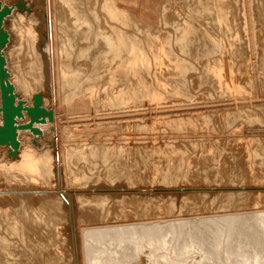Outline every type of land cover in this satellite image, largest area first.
<instances>
[{"label":"bare ground","instance_id":"bare-ground-1","mask_svg":"<svg viewBox=\"0 0 264 264\" xmlns=\"http://www.w3.org/2000/svg\"><path fill=\"white\" fill-rule=\"evenodd\" d=\"M195 1L200 6L193 12L176 9L172 0H47L45 6L44 0L7 3L13 8L3 22L8 41L2 54L16 64L10 67L9 78L15 89L24 92L29 84L22 75L30 74L39 84L31 91L33 101L40 95V108L52 110V115L33 123L37 133L18 130L19 147L12 153L8 145H0V167L4 168L0 172L11 173L15 179L19 176L29 193L28 208L17 195L10 196L12 192L0 188V194L9 193L0 198V219L6 222V236L0 232V260L5 259L4 263L15 264L10 261L13 253L7 235L21 236L25 228L34 236L42 225L56 227L63 218L62 225L68 229V264H264V183L244 188L218 186L215 190L222 196L218 202L225 197L226 206L214 204L182 218L179 205L177 209L166 203L165 210L161 209L150 188H134L141 176L128 169L131 163H142L155 173L160 164L166 171L158 176L162 173V181L170 184L193 172L194 165L213 162L215 153L205 151L207 143L231 138L230 143L236 140L246 149L247 169L264 173V148H257L255 135L247 137L249 131H245L256 120L250 112H264V80L258 75L249 78L240 70L249 78L247 87L234 74L231 61L221 63L227 54L220 34L230 37L233 57L238 56L236 42L240 39L230 25L228 2ZM251 15L242 28L248 50L257 53L259 36ZM24 47L28 67L22 71L14 59ZM196 83L199 89L194 92ZM42 86L48 98L40 91ZM21 99L27 102V97ZM221 118L228 137L220 125L210 123ZM28 121L16 119L17 124ZM181 146L188 148L182 150ZM238 164H244L242 158ZM77 176L83 180L82 188L63 186L62 177L75 182ZM101 177L114 188L89 182H99ZM122 179L127 188L121 191L116 180ZM164 188L152 190L180 195L176 186ZM197 189L204 197L211 194V187ZM35 193L40 194L35 197ZM247 193L256 194V199L232 207ZM180 200L187 203L185 197ZM59 245L55 246L58 259L63 257ZM41 248L49 257L51 250ZM50 263L55 264L54 260Z\"/></svg>","mask_w":264,"mask_h":264},{"label":"rangeland","instance_id":"rangeland-1","mask_svg":"<svg viewBox=\"0 0 264 264\" xmlns=\"http://www.w3.org/2000/svg\"><path fill=\"white\" fill-rule=\"evenodd\" d=\"M10 1H13V0H0V2H1V5H3V4H7V3H9ZM32 1V0H31ZM46 1L47 0H44V6H45V4H46ZM191 1L192 0H172V3H173V6H175V8L176 9H178V10H183L184 12L186 11H189V10H192L191 12H193V11H195L194 9H198L199 8V6H200V4L198 3V2H196L195 0H193V2L191 3ZM204 2H211L212 0H203ZM226 1V3L227 4H229L228 5V16H229V19H230V25H231V27H232V29L237 33V35L240 37V39H238L239 41H237L236 42V53H238L237 55L239 56H232V47H230L229 46V42H228V40L230 39V37H228V36H226V35H224V33H219L220 34V38L223 40V47H222V50H224V52L227 54V57L226 58H222V60L223 61H221V63H223L224 65L225 64H228L230 61V63H229V65H231V66H233V70H235L234 71V74H235V72H236V76H238L239 77V80H240V82L241 81H243L244 82V84L246 83V85L245 86H249L248 85V83H247V80H249V78H251V75H252V77L254 76V75H256V77H257V75H258V78H259V80H260V78L262 79V80H264V55L262 54V53H264L263 52V50H264V28H263V26H264V0H225ZM242 1V2H241ZM3 2V3H2ZM245 3V4H244ZM244 4V5H243ZM8 5V4H7ZM196 6H198L197 8H196ZM245 8H244V7ZM243 7V8H242ZM249 7V8H248ZM245 9V10H244ZM199 10V9H198ZM44 11H45V7H44ZM242 12V13H241ZM245 13V15H243L242 16V14H244ZM250 13V14H249ZM252 14V15H251ZM251 15V21H252V24H254L253 26V28H254V30L257 32V34H258V36L259 37H257V38H259V39H257L258 40V43L260 44H257V48H255V50H256V52L257 53H255V51L254 50H248V43L246 42L247 41V36H245V34L243 33L244 31V27H245V22L247 21L246 19L249 17ZM245 17V18H244ZM234 19V20H233ZM244 19H245V22H244ZM259 20V21H258ZM261 20V21H260ZM256 21H257V23H256ZM263 21V22H262ZM233 23V24H232ZM259 25V26H258ZM243 27V28H242ZM257 27V28H256ZM41 28V29H40ZM238 28V29H237ZM261 28H262V30H261ZM43 29V25L41 24V26L39 27V30H42ZM236 29V30H235ZM259 30H261V32H259ZM240 32V33H239ZM227 33V32H226ZM228 33H230V31L228 32ZM256 34V35H257ZM223 35V36H222ZM244 35V36H243ZM262 35V36H261ZM228 38V39H227ZM246 38V39H245ZM262 38V39H261ZM261 39V40H260ZM260 40V41H259ZM225 41L227 42V43H225ZM263 43H262V42ZM262 44H261V43ZM225 43V44H224ZM262 46V48H260L259 46ZM240 46V48H239V50H238V47ZM227 49H226V48ZM229 47V48H228ZM245 49H244V48ZM247 47V48H246ZM260 48V50H259V48ZM235 49V46L233 47V50ZM42 50L43 51H45V48H42ZM226 50V51H225ZM231 50V51H230ZM258 50V51H257ZM262 50V52H260ZM27 52V49L24 47V50H23V52L21 53V55H19L18 57H17V59H14V60H18V64L17 65H19L20 66V69L23 71V69H24V67L26 66V67H28L27 65H28V63H27V61H28V56L26 57V52ZM249 52H251V55L249 54ZM228 53H231V55L230 54H228ZM253 53V54H252ZM259 55H263V56H259ZM25 56V57H24ZM231 56V57H230ZM241 56V57H240ZM254 56H258L257 57V60H256V58L254 57ZM237 57V58H236ZM260 57V58H259ZM4 58H5V56H4ZM232 58V59H231ZM233 58H234V60H233ZM228 59V60H227ZM248 59V60H247ZM260 59V60H259ZM263 59V60H262ZM7 60V61H6ZM232 60H233V62H232ZM240 60V61H239ZM253 62H252V61ZM256 60V62H257V64H255L254 65V63H256V62H254ZM262 60V61H261ZM237 61V62H236ZM242 61V62H241ZM236 64H235V63ZM240 62V63H239ZM252 62V63H251ZM9 65H7V64ZM238 63V64H237ZM262 64H263V66H262ZM12 65V66H11ZM14 65H16V64H14ZM13 64H12V62H11V64H10V62H8V59L7 58H5V69H7V72L8 73H10V67H13L14 66ZM23 65V66H22ZM237 65V66H236ZM252 65V66H251ZM8 66V67H7ZM240 66V67H239ZM250 67V68H249ZM260 67V68H259ZM235 68H237V69H235ZM241 68V69H240ZM256 70H255V69ZM259 69H262L261 71H259ZM14 70V69H13ZM240 70L243 72V71H246V72H243L246 76H248L249 78H247L242 72H240ZM259 71L258 73L256 72V73H254L255 71ZM21 71V72H22ZM249 71V72H248ZM25 72V71H24ZM248 72V73H247ZM261 72V73H260ZM240 73V74H239ZM253 73V74H252ZM25 74V73H24ZM43 74V77H44V73H42ZM250 74V75H249ZM261 74V75H260ZM26 75V74H25ZM30 74H27L26 76H24L23 77V75H22V79L24 78V79H26L25 81H26V84H29V85H25L27 88H26V90L28 91V93H26L25 94V92H27V91H20V90H18V89H15L14 90V94L19 98V97H27V102H26V100H25V102H26V105H27V103H28V101H29V104L27 105V106H32V103H31V101L30 100H32L33 101V96H31V94H33L31 91H33V89H36V87H39V84H38V82L35 84V81L33 80V79H31L32 77H30L29 76ZM243 75V76H242ZM260 76V77H259ZM255 77V76H254ZM241 78V79H240ZM246 78V79H245ZM8 79H10L9 81H12V84L14 83V81L11 79V78H9L8 77ZM31 80V81H30ZM42 80H43V83L45 82V77L44 78H42ZM258 80V81H259ZM28 81V82H27ZM34 83V84H33ZM263 84H264V81H263ZM262 83H261V85H263ZM205 84H202V87L204 86ZM31 86V87H30ZM36 86V87H35ZM43 86H44V84H43ZM41 87V88H39L40 89V91H43L42 93H44V95H45V97H47L49 94H48V91L46 92L45 91V89H42V88H44V87ZM196 86V87H195ZM195 86H194V89H193V91L194 92H197V90L199 89L198 88V83H196L195 84ZM205 86H207V83H206V85ZM204 86V87H205ZM264 86V85H263ZM263 86H261L260 88H262ZM30 91H29V90ZM15 91H18V92H16V93H18V94H16L15 93ZM262 93L264 92V87L262 88ZM24 93V94H23ZM30 93V94H29ZM41 93V94H42ZM29 96H28V95ZM19 95V96H18ZM16 97V99L18 100V98ZM21 98H19V100L21 99ZM48 98V97H47ZM22 100V99H21ZM50 106H55V105H50ZM256 110V113H258V114H256L255 113V111H252V112H250V113H252V115L253 116H251V117H253V119H256L255 120V122H253V123H249L248 125H246V127H245V131L247 130V131H249V132H247L246 133V135H247V137H252V135H255V138H256V145H257V148H259V149H261V147L262 148H264V146H263V144H264V124H262L264 121V112L263 113H261V114H259L261 111L259 110V109H255ZM236 111V110H235ZM259 111V112H258ZM232 112H234V111H232ZM237 112V111H236ZM26 114V113H25ZM25 114H24V116H25ZM256 115V116H255ZM26 116H28L27 114H26ZM25 116V117H26ZM260 116V117H259ZM262 116V117H261ZM21 118L22 120H26V118L28 119L29 118V116L28 117H26V118ZM259 117V118H258ZM224 119H225V121H226V118L225 117H223ZM223 118H221L222 120H218L217 121V119H212V121H210V123H211V125H213V124H216V125H220V128H221V130H222V132L224 131V130H227V128L226 127H222V126H224L225 124L223 123L224 122V119ZM260 119V120H259ZM263 119V120H262ZM214 121V122H213ZM223 121V122H222ZM260 121V122H259ZM0 123H1V117H0ZM218 123V124H217ZM222 124V125H221ZM252 124V125H251ZM255 124H256V126H255ZM215 125V126H216ZM250 125V126H249ZM260 125V126H259ZM263 125V126H262ZM251 126H253V127H251ZM255 126V127H254ZM217 127V126H216ZM249 127V128H248ZM251 127V128H250ZM250 129V130H249ZM220 130V131H221ZM251 131V132H250ZM257 131V132H256ZM226 132V133H225ZM255 132V133H254ZM224 133V136H227L228 135V133H227V131H224L223 132ZM254 133V134H253ZM40 134V133H39ZM249 134V135H248ZM263 135V136H259V135ZM257 135V136H256ZM245 136V135H244ZM228 137V136H227ZM246 136L244 137V138H247ZM260 137V138H259ZM254 138V137H253ZM259 138V139H258ZM233 139V138H232ZM262 139H263V141H262ZM230 140H231V138H230ZM230 140H229V138H226L223 142L220 140V141H218L217 143H213V144H206V146H205V151L206 150H208V151H210V152H212V151H214V152H212V153H215L214 154V158H213V164L211 165V164H208V163H206V164H202L201 163V165H200V163L199 164H196V165H194V168L192 169L193 170V172H191V173H189V174H187L185 177H180L177 181H175V182H173V183H170V184H167V183H164L163 181H162V179L160 178L161 177V174L163 173V172H165L166 171V169H165V167H163V166H161L160 164H156L157 166H158V172H155V173H153L152 171H151V169L150 168H148V166H144V165H142V163L140 164V163H131L128 167V169H129V171L130 172H132L131 174H133V175H136V174H138L139 176H141L140 178H141V180L140 179H138V180H140L141 182H139L138 184H136V185H134V188L135 187H137V188H145V189H149V191L152 193V197H154L153 198V200H154V203L156 204V205H158V206H160L161 207V209H164V207L166 206V203H167V205H169V204H172L173 203V205L174 206H176L175 208H177L178 207V205H179V209L178 210H181L182 211V213H181V217L182 218H190V217H192V214L194 215V211H196L197 209L198 210H200L201 212L202 211H204V209L206 210V209H209V207L211 206H214V204L216 205V206H221V204H222V206L223 205H225L226 206V199H225V197L223 198V200H225V201H222V202H218V201H221V199H218V198H222V196L221 195H219V193H217L216 192V187H218V186H221V187H231V186H233V185H239V186H243L242 188H244L245 186H247V187H253V186H256V185H259V183L260 184H262V183H264V173H260V172H256V170H251L250 169V167H249V169H247L248 168V165H246L245 164V162H246V157L245 156H247V155H245V148H244V146H240V144H238V142H237V144H236V140H234V141H232V143H230ZM237 140H239V139H237ZM262 142H263V144H262ZM224 143V144H223ZM258 143V144H257ZM260 143H261V145H260ZM221 144V145H220ZM229 144V145H228ZM234 145L232 148H230V145ZM211 145H213L212 147H210ZM241 148H239V147ZM259 146V147H258ZM221 147V148H220ZM235 147V148H234ZM254 148H256V146H253ZM180 148H182V150H183V148H184V150H186V148H188V147H180ZM222 149V150H221ZM241 150V151H240ZM207 151V152H208ZM243 151V152H242ZM236 152V153H235ZM225 154V155H224ZM242 155V156H241ZM225 156V157H224ZM234 156V157H233ZM228 158V159H227ZM241 158L243 159V161H244V164L243 165H241V164H238L240 161H241ZM225 159V160H224ZM239 159V160H238ZM228 162H227V161ZM238 162H237V161ZM216 164H215V163ZM224 162V163H223ZM234 163V164H233ZM159 165L161 166L160 168H159ZM203 165V166H202ZM217 165V166H216ZM233 165V166H232ZM236 165V166H235ZM201 166H202V168H201ZM210 166V167H209ZM222 166V167H221ZM127 167V166H126ZM140 167H143V168H140ZM214 167H216V168H214ZM246 167V168H245ZM211 168H213V169H211ZM146 169V170H145ZM0 170H4V168L3 167H0ZM138 170V171H137ZM164 170V171H163ZM216 170V171H215ZM137 171V172H136ZM142 171V172H141ZM149 171V172H148ZM197 171V172H196ZM210 171V172H209ZM212 171V172H211ZM84 172V171H83ZM160 172H162L159 176H158V174L160 173ZM252 172V173H251ZM1 174H0V188H6V190H9V192H12V193H10V196H14V195H17L18 197H19V202H20V204L22 203V204H24L25 205V207L28 205V202H27V195L29 194V193H27L23 188H25V186L26 187H28L27 186V183H24V182H21L20 180H18V177L19 176H15L16 177V179L12 176L11 177V173H9L10 175H6V173L7 172H5V173H3V172H0ZM82 172L80 171V174H81ZM86 173V174H85ZM136 173V174H135ZM156 173H157V175H156ZM208 173H210L209 175H208ZM260 173V174H259ZM2 174H4V176L2 175ZM8 174V173H7ZM84 174L85 175H88L87 174V172L85 171L84 172ZM240 174V175H239ZM262 174V175H261ZM2 175V176H1ZM82 175V174H81ZM214 175V176H213ZM154 176H155V179H154ZM206 176V177H205ZM14 178V180L13 179H11V178ZM78 177V179L80 178V176H77ZM63 179H62V184H63V186H65V185H67L68 186V188H71V189H79V188H82L81 186V182H83V180H80L79 179V181L78 180H76L75 182L72 180L71 181V179H65V177H62ZM146 178V179H145ZM182 178V179H181ZM228 178V179H227ZM7 181H6V180ZM9 179V180H8ZM65 179V180H64ZM100 179H102L101 181H100ZM99 179V182L98 181H94L93 182V180H89V182L91 183V185H95V186H98V185H101V186H105L106 188H114V184H111V182L110 181H106V179L105 178H100ZM136 179V178H135ZM13 180V181H12ZM15 180H18V181H16L15 182ZM85 180V179H84ZM95 180V179H94ZM155 180V181H154ZM161 181V183H159L160 181ZM204 180V181H203ZM247 180V181H246ZM5 181H6V183L7 182H9V183H5ZM21 183H20V182ZM38 181V182H37ZM39 181L40 180H35V182H37V184L39 183ZM106 181V182H105ZM126 180L124 179H122L121 181L120 180H116V182H118L119 183V185H120V187H117V189H122V190H124L125 188H127L126 186V182H125ZM152 181H154L153 183H151ZM12 182V183H11ZM93 182V183H92ZM96 182V183H95ZM102 182V183H101ZM104 182V183H103ZM107 182H110V183H107ZM121 182V183H120ZM163 182V183H162ZM14 183H15V185H14ZM18 183V184H17ZM20 183V184H19ZM70 183H72V185L70 184ZM77 183V184H76ZM97 183H99V184H97ZM101 183V184H100ZM107 184V186H106V184ZM155 183V184H154ZM250 183V184H249ZM5 184V185H4ZM22 184H24V185H22ZM26 184V185H25ZM103 184V185H102ZM110 184V185H109ZM81 185V186H80ZM108 185H109V187H108ZM113 185V186H112ZM123 185V186H122ZM153 185V186H152ZM16 186H17V189H16ZM94 186V187H95ZM111 186V187H110ZM139 186V187H138ZM147 186V187H146ZM175 186H176V188H179V191L180 192H176V193H179L180 195L178 196V194L177 195H171L170 193L171 192H165V191H157L159 188L160 189H163L164 187L167 189V188H175ZM188 186V187H187ZM203 186H207V187H211V194L208 196V197H204V195L201 193V192H198V189L196 190V188H199V187H203ZM23 187V188H22ZM66 187V186H65ZM73 187V188H72ZM131 187H133V186H131ZM9 188V189H8ZM23 189L22 191L20 190V189ZM91 188V187H90ZM164 188V189H165ZM188 188H190L189 190L190 191H186V190H184L183 191V189H188ZM92 189H95V188H92ZM152 189H157V190H155V191H153ZM121 190V191H122ZM157 191V192H156ZM14 192V193H13ZM21 192V193H20ZM24 192V193H23ZM115 192H117L116 190H115ZM7 194H5V191H3V195H2V193L0 194V198H4V197H9V193L8 192H6ZM122 193V192H121ZM136 193V192H135ZM154 193V194H153ZM158 195H157V194ZM198 193V194H197ZM36 194V195H35ZM34 194V196L36 197L37 195H39V194H37V193H35ZM161 194V195H160ZM171 196H170V195ZM203 196H202V195ZM8 195V196H7ZM120 195H122V194H120ZM151 195V194H150ZM244 195V196H243ZM127 196H129V195H127ZM141 197V195H138V194H136V196L135 197ZM216 196V198H214ZM221 196V197H220ZM242 197V199H241V202L239 201V202H236L235 204H232L231 206L232 207H237V206H240V205H242L241 203L244 201V203L247 201V202H249V203H252L253 202V200L254 199H256V194H254V193H247V194H242L241 195ZM249 196V197H248ZM120 197V196H119ZM159 197V198H158ZM172 197V198H171ZM175 197V198H174ZM183 197H185L186 198V200H187V203H185V204H183L182 202H180L181 200L180 199H182ZM202 197V198H201ZM211 197V198H210ZM250 198V201H249V199L248 198ZM255 197V198H254ZM205 198H207V199H205ZM253 198V199H252ZM22 199V200H21ZM160 199V200H159ZM170 199H171V201H170ZM172 199H174V200H172ZM195 199V200H194ZM210 199V200H209ZM212 199H214L215 201H213V204L211 205L210 203H208L209 201L211 202V200ZM217 199V200H216ZM247 199V200H246ZM264 199V198H263ZM169 200V201H168ZM243 200V201H242ZM252 200V201H251ZM23 201H24V203H23ZM159 201V202H158ZM174 201V202H173ZM178 201H179V203H178ZM191 201V202H190ZM193 201V202H192ZM204 203H203V202ZM206 201V202H205ZM208 201V202H207ZM171 202V203H170ZM223 202H224V204H223ZM263 202V201H262ZM158 203V204H157ZM181 203V204H180ZM219 203V204H218ZM264 203V202H263ZM191 206H190V205ZM23 205V206H24ZM182 205H184V207L182 206ZM186 205V206H185ZM200 205V206H199ZM237 205V206H236ZM180 206L182 207L181 209H180ZM28 208H29V206H27ZM163 207V208H162ZM197 207V208H196ZM202 208V210H201V208ZM204 207H207V208H204ZM210 207V208H211ZM165 210V209H164ZM189 210L191 211V212H189ZM60 211V210H59ZM163 211V210H162ZM62 212V210L59 212V213H61ZM188 212V213H187ZM184 213V214H183ZM62 214V213H61ZM187 214H190V215H188L187 216ZM45 216H47L48 217V215H45ZM47 217H46V221H47ZM1 218V217H0ZM63 221V222H62ZM62 221H61V224H59V225H57L56 227H54L52 224L50 225H42V228H41V230L39 229L38 230V232L33 236H31V235H28V231L24 228V230L22 231L23 233H21V236H11V235H7V238H8V240H9V242H11V252L13 253V255H12V257H11V259H10V261H12V262H14L15 264H35L36 262V264H41V260H42V264L44 263V264H51L50 262H52L53 260H54V262H55V264H59V263H63V264H68V262H69V255H70V249H69V241L66 239V234H68V229L66 230V226L65 225H62V223H64V219L62 218ZM50 223V222H49ZM4 224H6V222L2 219V221H1V219H0V226L1 225H3V226H1V229L3 230H1L0 232H2L1 234H3V235H5L6 236V234L4 233V232H6V231H4V230H6V228H5V225ZM60 227V228H59ZM52 229V230H51ZM59 229V230H58ZM63 229V230H62ZM44 231V232H43ZM47 234V235H46ZM55 234V235H54ZM64 234V235H63ZM50 235V236H49ZM63 235V236H62ZM45 236V237H44ZM19 237V238H18ZM23 237V238H22ZM51 237V238H50ZM10 238V239H9ZM12 238V239H11ZM26 238V239H25ZM34 238V239H33ZM57 238H58V240H57ZM16 239V240H15ZM29 239H30V241H29ZM19 240V241H18ZM31 240H33V241H31ZM47 240H48V242H47ZM65 240V241H64ZM17 241V242H16ZM55 242V243H54ZM57 242H59L60 243V245H59V248H60V250L63 252V257L62 258H59L58 259V254L56 253V248H55V246L57 245V244H59V243H57ZM41 244V246H40V244ZM43 243V244H42ZM34 245V246H33ZM42 245L43 246H46V248H49L50 250H51V254L49 255V257H46V256H44V254H43V252H42V249L43 248H41L42 247ZM38 247V249H37V247ZM23 248V249H22ZM14 249V250H13ZM29 250H31V251H29ZM38 250V251H37ZM41 250V251H40ZM33 251V252H32ZM30 253H32L31 255H30ZM40 253V254H39ZM43 254V255H42ZM55 254V255H54ZM34 255V256H33ZM33 256V257H32ZM40 256V257H39ZM31 257L33 258V260L31 259ZM39 257V258H38ZM56 259H54V258ZM36 258V259H35ZM52 258V259H51ZM49 259V260H48ZM3 260V261H2ZM35 260H38V261H35ZM63 260V261H62ZM4 261H5V259H1L0 260V264H6V263H4ZM59 261V262H58ZM38 262H40V263H38ZM52 264H54V263H52Z\"/></svg>","mask_w":264,"mask_h":264},{"label":"water","instance_id":"water-1","mask_svg":"<svg viewBox=\"0 0 264 264\" xmlns=\"http://www.w3.org/2000/svg\"><path fill=\"white\" fill-rule=\"evenodd\" d=\"M12 6L7 4L1 5L0 2V145H8L12 150H17L19 140L17 138L18 130L30 129L33 133L39 130L33 127L34 122H44L45 116L51 117L52 110L40 108L37 95L32 106H27L24 100H17L14 94V85L8 80L9 73L5 69V58L2 54V49L8 41V33L3 27L5 17L10 13ZM24 113L29 116V121L22 124H17V118H23Z\"/></svg>","mask_w":264,"mask_h":264}]
</instances>
